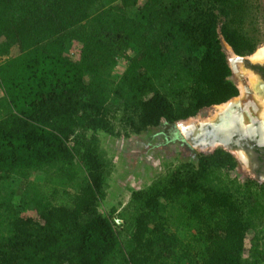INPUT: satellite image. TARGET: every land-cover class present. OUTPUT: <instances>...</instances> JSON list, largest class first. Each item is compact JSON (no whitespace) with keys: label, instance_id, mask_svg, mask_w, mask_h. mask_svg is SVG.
<instances>
[{"label":"trees","instance_id":"1","mask_svg":"<svg viewBox=\"0 0 264 264\" xmlns=\"http://www.w3.org/2000/svg\"><path fill=\"white\" fill-rule=\"evenodd\" d=\"M260 10L258 0H0V264H264V184L232 176L225 149L131 191L116 218L98 208L108 164L97 131L137 134L236 96L223 42L252 54ZM118 57L127 65L114 77ZM35 174L44 181L28 182Z\"/></svg>","mask_w":264,"mask_h":264},{"label":"rangeland","instance_id":"2","mask_svg":"<svg viewBox=\"0 0 264 264\" xmlns=\"http://www.w3.org/2000/svg\"><path fill=\"white\" fill-rule=\"evenodd\" d=\"M261 10L258 12L256 26L260 35V46L264 45V0H258ZM223 49L227 56L233 55L229 45L223 43ZM255 49V50H256ZM254 50V51H255ZM18 52L16 47L10 50V55ZM79 52V45L76 42H69L65 48V54L70 58H76ZM253 56V55H252ZM252 62L258 61L252 58ZM230 74L228 79L240 88L239 72H243L242 64L235 62V68H232L230 62ZM123 61L120 60L113 69L114 77L122 73ZM249 69V68H248ZM238 71V72H237ZM250 74V72H247ZM248 81L251 84V76L248 75ZM240 91L238 89L239 95ZM2 92L0 89V97ZM256 97V96H255ZM236 100V99H235ZM260 101L264 102V98ZM222 108V105H218ZM212 105L201 109L193 119L185 121L186 123L175 122L167 123L162 121L158 126L150 127L140 133L126 131L121 125L115 123L113 133L97 131L100 149L107 161V175L105 177V196L99 201L98 208L111 219L116 218L119 209L125 205L133 190L147 187L159 176L174 168L182 161H192L199 152H211L212 148L200 149L192 145L185 138L184 127L191 126L190 122L199 124L213 120L217 116V111ZM264 111V105L258 104V114ZM186 124V126H182ZM232 176L242 180L246 173L241 166L231 171ZM44 177L35 174L29 177L28 182H43ZM22 181L14 179L11 184L15 187L21 186ZM19 196L15 198V204H18ZM23 215L33 216V210L29 207L18 208ZM246 245L249 243L246 241Z\"/></svg>","mask_w":264,"mask_h":264},{"label":"flooded vegetation","instance_id":"3","mask_svg":"<svg viewBox=\"0 0 264 264\" xmlns=\"http://www.w3.org/2000/svg\"><path fill=\"white\" fill-rule=\"evenodd\" d=\"M250 62L251 64H247L243 72L240 73L242 78L239 75L241 88L238 86V89L243 101L234 100L232 103L236 105L231 109V114H241L243 121L241 124L239 121H235L237 128L229 140L228 145L231 149L227 151L236 158L237 167L241 166L244 169L245 177L264 184V117H261V114L259 115L257 112L258 104L264 105V102L260 101L264 98V59L255 62L250 60ZM248 75L252 78L251 84L248 81ZM245 88L250 89L248 93ZM238 109H240V113L237 112ZM241 109L244 111L242 112ZM219 110L221 111V108L215 107L214 111ZM217 148L225 149L221 144H218L212 147L211 151Z\"/></svg>","mask_w":264,"mask_h":264},{"label":"water","instance_id":"4","mask_svg":"<svg viewBox=\"0 0 264 264\" xmlns=\"http://www.w3.org/2000/svg\"><path fill=\"white\" fill-rule=\"evenodd\" d=\"M227 60L228 62H230L232 68L235 69H236L235 62H240L243 68H245L247 64L249 65L251 64L249 60V55L239 56L236 55L234 52L233 55L230 54V56H227ZM239 75L242 78L240 72ZM249 90H250L249 88H245L246 93H248ZM235 99L238 100L239 102L243 101L239 93L237 97L234 96L228 99L224 103L213 105L214 107H218V105L223 106L221 108V111L220 110L217 111L218 112L217 117L214 118L213 120L201 122L199 124H194V122H190L194 128L193 129L184 128L183 130L184 136L188 140V142H190L192 145L200 149H208L210 147L212 148L218 144H221L226 150L230 151L231 148L229 147L228 144H229V140L231 139V136L235 133V130L237 128L235 121H239V124H241V121H243L241 114H237V115L235 113L231 114V109L236 105L232 103ZM237 112L240 113V109H238ZM190 119H193V117H189L185 120L178 122L186 123L185 121H188ZM182 126H186V124Z\"/></svg>","mask_w":264,"mask_h":264},{"label":"bare ground","instance_id":"5","mask_svg":"<svg viewBox=\"0 0 264 264\" xmlns=\"http://www.w3.org/2000/svg\"><path fill=\"white\" fill-rule=\"evenodd\" d=\"M253 55V56H252ZM252 58L256 59V60H262L264 59V45L260 46L258 49H256L252 54H251ZM241 88V85H240ZM261 117H264V111L261 113ZM187 129H193V125L191 126H187L184 127ZM184 130V129H183Z\"/></svg>","mask_w":264,"mask_h":264},{"label":"built area","instance_id":"6","mask_svg":"<svg viewBox=\"0 0 264 264\" xmlns=\"http://www.w3.org/2000/svg\"><path fill=\"white\" fill-rule=\"evenodd\" d=\"M144 2H145V0H137V4H138V5H142ZM128 54H130V52H128ZM120 60L123 61V68H122V70H121V71L123 72L124 69H125V67H126V65H127V60H126V58H124V57H118V58H117V64H118V62H119ZM116 221L119 222L118 219H116Z\"/></svg>","mask_w":264,"mask_h":264}]
</instances>
